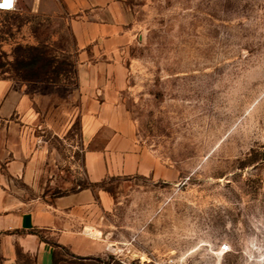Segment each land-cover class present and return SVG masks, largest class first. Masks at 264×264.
<instances>
[{
    "label": "rangeland",
    "instance_id": "obj_1",
    "mask_svg": "<svg viewBox=\"0 0 264 264\" xmlns=\"http://www.w3.org/2000/svg\"><path fill=\"white\" fill-rule=\"evenodd\" d=\"M123 1L131 34L110 59L116 66L109 78L136 142L156 167L94 184L105 198L95 196L90 224L80 231L91 251L79 256L63 248L57 264H258L264 256V0ZM29 47L52 60L48 69L60 75L45 78L58 82L16 75L12 63ZM78 63L65 12H0V77L39 82L54 97L46 103L52 122L43 136L52 150L49 172L59 182L43 185L46 201L89 182ZM27 264H34L30 257Z\"/></svg>",
    "mask_w": 264,
    "mask_h": 264
},
{
    "label": "crops",
    "instance_id": "obj_2",
    "mask_svg": "<svg viewBox=\"0 0 264 264\" xmlns=\"http://www.w3.org/2000/svg\"><path fill=\"white\" fill-rule=\"evenodd\" d=\"M55 6L68 16L78 51L86 178L97 184L108 175L152 172L157 162L136 142L109 78L116 66L110 59L131 34L124 1L18 0L13 12L45 15L56 12ZM41 86L0 77V264H27V257L34 264H57L63 248L87 255L91 241L80 231L90 224L95 196L105 198L93 187H78L46 201L43 185L59 181L49 172L52 150L43 136L52 122L46 103L54 97ZM66 184L72 188L73 175Z\"/></svg>",
    "mask_w": 264,
    "mask_h": 264
},
{
    "label": "trees",
    "instance_id": "obj_3",
    "mask_svg": "<svg viewBox=\"0 0 264 264\" xmlns=\"http://www.w3.org/2000/svg\"><path fill=\"white\" fill-rule=\"evenodd\" d=\"M27 54L17 55L12 67L18 77L26 81L38 79H46L49 82H58L56 79L45 78L50 72L55 76L60 75L58 68L49 70L48 67L52 64V60L47 58L45 52L39 47H29ZM94 184L88 182L82 187H93Z\"/></svg>",
    "mask_w": 264,
    "mask_h": 264
},
{
    "label": "built area",
    "instance_id": "obj_4",
    "mask_svg": "<svg viewBox=\"0 0 264 264\" xmlns=\"http://www.w3.org/2000/svg\"><path fill=\"white\" fill-rule=\"evenodd\" d=\"M2 2H3V0H0V3H2ZM17 5H18V0H14L13 7L11 9L0 8V12H12V11H15L17 9ZM161 264H172V263H171V261H165V262H162Z\"/></svg>",
    "mask_w": 264,
    "mask_h": 264
},
{
    "label": "snow or ice",
    "instance_id": "obj_5",
    "mask_svg": "<svg viewBox=\"0 0 264 264\" xmlns=\"http://www.w3.org/2000/svg\"><path fill=\"white\" fill-rule=\"evenodd\" d=\"M12 7H13V0H3V2L0 3V8L11 9Z\"/></svg>",
    "mask_w": 264,
    "mask_h": 264
},
{
    "label": "clouds",
    "instance_id": "obj_6",
    "mask_svg": "<svg viewBox=\"0 0 264 264\" xmlns=\"http://www.w3.org/2000/svg\"><path fill=\"white\" fill-rule=\"evenodd\" d=\"M14 2V0H13ZM258 264H264V256H261L259 259H258Z\"/></svg>",
    "mask_w": 264,
    "mask_h": 264
},
{
    "label": "bare ground",
    "instance_id": "obj_7",
    "mask_svg": "<svg viewBox=\"0 0 264 264\" xmlns=\"http://www.w3.org/2000/svg\"><path fill=\"white\" fill-rule=\"evenodd\" d=\"M225 249H226V247H225ZM227 250V249H226ZM224 251V250H223ZM228 251V250H227Z\"/></svg>",
    "mask_w": 264,
    "mask_h": 264
}]
</instances>
